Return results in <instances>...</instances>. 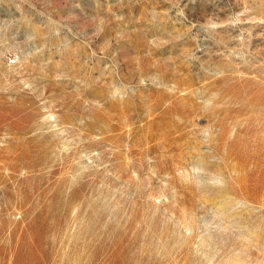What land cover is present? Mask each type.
I'll return each mask as SVG.
<instances>
[{
  "label": "rangeland",
  "instance_id": "obj_1",
  "mask_svg": "<svg viewBox=\"0 0 264 264\" xmlns=\"http://www.w3.org/2000/svg\"><path fill=\"white\" fill-rule=\"evenodd\" d=\"M0 264H264V0H0Z\"/></svg>",
  "mask_w": 264,
  "mask_h": 264
}]
</instances>
